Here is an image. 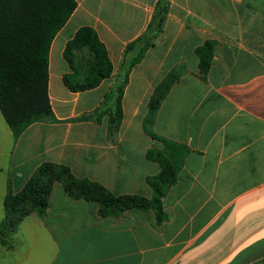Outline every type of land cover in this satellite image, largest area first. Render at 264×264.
<instances>
[{
  "label": "crops",
  "instance_id": "0c3cea01",
  "mask_svg": "<svg viewBox=\"0 0 264 264\" xmlns=\"http://www.w3.org/2000/svg\"><path fill=\"white\" fill-rule=\"evenodd\" d=\"M77 9L50 53L54 120L19 139L0 111V218L9 187L20 192L46 162L100 183L117 196L151 199L148 159L164 148L145 128L157 87L183 68L159 108L153 134L185 146L177 182L163 199L166 220L138 209L100 216L99 204L74 199L55 183L44 216L32 214L0 241V264H264V0H171L163 32L131 72L123 121L109 134L123 53L142 36L160 0H75ZM83 27L97 32L114 66L97 88L72 92L64 77L67 43ZM215 43L205 80L196 50Z\"/></svg>",
  "mask_w": 264,
  "mask_h": 264
},
{
  "label": "trees",
  "instance_id": "16d2710c",
  "mask_svg": "<svg viewBox=\"0 0 264 264\" xmlns=\"http://www.w3.org/2000/svg\"><path fill=\"white\" fill-rule=\"evenodd\" d=\"M170 1L158 2L147 31L126 46L118 85L114 90V111L99 108L83 117L84 120L99 122L107 114L111 136L119 131L123 121L122 100L130 74L142 63L163 32ZM76 9L75 0H0V111L15 139H19L29 126L38 121L55 119L49 94L51 47ZM84 52L89 55L88 58L80 55ZM214 52L215 43L212 41H207L196 50L203 80L211 69ZM65 59L72 73L65 75L64 82L75 93L97 88L114 72L106 46L90 27L81 28L67 43ZM183 70L180 67L174 69L157 87L149 103L145 128L164 146L162 150L153 149L147 154L149 160L161 166V172L148 179L154 192L151 199L141 195H114L100 183L77 178L65 165L46 162L38 167L20 192L16 193L9 187L4 200L5 216L0 221V241L5 242L15 234L26 217L46 214L55 183L63 184L74 199L97 202L100 216L119 217L138 209L153 212L157 225H161L166 220L163 199L177 182L179 165L188 149L153 134L152 127L159 108L179 81Z\"/></svg>",
  "mask_w": 264,
  "mask_h": 264
},
{
  "label": "rangeland",
  "instance_id": "374dc122",
  "mask_svg": "<svg viewBox=\"0 0 264 264\" xmlns=\"http://www.w3.org/2000/svg\"><path fill=\"white\" fill-rule=\"evenodd\" d=\"M80 55H84L86 58L89 57V55L86 52H84L82 54L80 53ZM3 219H4V216L0 218V221H2Z\"/></svg>",
  "mask_w": 264,
  "mask_h": 264
}]
</instances>
